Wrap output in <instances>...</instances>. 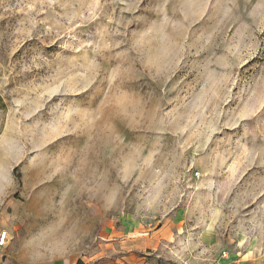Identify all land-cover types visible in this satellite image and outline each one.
Instances as JSON below:
<instances>
[{
    "label": "rangeland",
    "instance_id": "rangeland-1",
    "mask_svg": "<svg viewBox=\"0 0 264 264\" xmlns=\"http://www.w3.org/2000/svg\"><path fill=\"white\" fill-rule=\"evenodd\" d=\"M4 231L0 264H264V0H0Z\"/></svg>",
    "mask_w": 264,
    "mask_h": 264
},
{
    "label": "built area",
    "instance_id": "built-area-1",
    "mask_svg": "<svg viewBox=\"0 0 264 264\" xmlns=\"http://www.w3.org/2000/svg\"><path fill=\"white\" fill-rule=\"evenodd\" d=\"M7 235H8V233L6 231L1 233V236H0V247H3V246L6 245Z\"/></svg>",
    "mask_w": 264,
    "mask_h": 264
},
{
    "label": "snow or ice",
    "instance_id": "snow-or-ice-1",
    "mask_svg": "<svg viewBox=\"0 0 264 264\" xmlns=\"http://www.w3.org/2000/svg\"><path fill=\"white\" fill-rule=\"evenodd\" d=\"M61 99V98H58ZM72 99H78V98H63L64 103L61 104L60 109L58 111H62L70 102ZM53 103H56V101H53Z\"/></svg>",
    "mask_w": 264,
    "mask_h": 264
}]
</instances>
